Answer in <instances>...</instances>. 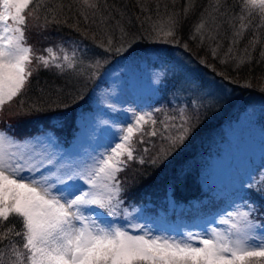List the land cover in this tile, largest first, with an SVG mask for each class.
Segmentation results:
<instances>
[{
    "label": "trees",
    "instance_id": "16d2710c",
    "mask_svg": "<svg viewBox=\"0 0 264 264\" xmlns=\"http://www.w3.org/2000/svg\"><path fill=\"white\" fill-rule=\"evenodd\" d=\"M29 3L30 8L25 9L29 19L25 46L60 62L67 56L77 67L65 74L41 68L29 78L22 95L11 102L5 100L0 106V129L10 127L11 132L5 133L14 138L35 137L51 130L61 142L68 144L78 129L79 115L92 108L93 92L103 82L105 72L117 63L150 53L170 62L175 60L173 52L187 54L197 67L237 90L264 95V57L261 56L264 14L258 7L246 6L242 0H89L88 4L84 0H38L34 10H31L33 0ZM92 3H99L101 9L93 13ZM221 5L224 10L219 12ZM53 18L56 22H52ZM248 23L252 24L251 31H243L241 25ZM10 24L13 25L11 21ZM168 31L174 32L175 40L164 35ZM109 40L114 48L105 52ZM129 43L127 54L115 51L127 48ZM47 48L53 49L50 55L44 51ZM96 60L100 65L89 68ZM201 60L206 63H200ZM163 94L166 98L149 111L147 123L139 124L140 130L133 133L131 142L137 156L145 148L155 156L167 147L164 135L178 134L179 108L187 107L186 97L170 99V88H165ZM202 103L199 119L193 117L196 130L174 157L159 168L130 162L119 174L127 187L125 203L149 212L166 211L168 184L183 169L187 175L181 183L173 185V199L186 207L185 214L210 208V201L203 202L210 192L202 188V160L222 133L229 106L221 100L216 102V107L208 101L206 104V99ZM56 116L63 121L62 126L54 127ZM152 120L157 123L153 124ZM165 126L167 132L163 131ZM152 131L162 135L151 136ZM159 204L164 207L156 206ZM0 264H11V260L5 257ZM259 264H264V259Z\"/></svg>",
    "mask_w": 264,
    "mask_h": 264
},
{
    "label": "snow or ice",
    "instance_id": "6c2138e0",
    "mask_svg": "<svg viewBox=\"0 0 264 264\" xmlns=\"http://www.w3.org/2000/svg\"><path fill=\"white\" fill-rule=\"evenodd\" d=\"M242 2L252 8L258 7L264 14V0ZM37 3L38 0H33L31 10ZM84 3L88 4L89 0ZM90 7L93 13L101 9L99 3H92ZM29 8V0H0V24L3 25L0 33V106L5 104V97L11 102L22 95L29 78L39 69L65 74L68 70L74 72L77 67L67 56L60 62L55 57L36 54L31 46H25L29 24L25 9ZM223 10L221 5L218 11ZM8 21L16 27L10 28ZM52 22H56L55 18ZM47 24L45 17L44 26ZM241 28L250 32L252 24H243ZM9 32L12 34L5 35ZM164 35L175 40L173 31ZM113 48L111 40L104 46L105 52H111ZM130 48L129 43L127 48H116L115 51L127 54ZM44 51L50 55L53 49ZM261 56L264 57V51ZM200 63L206 62L201 60ZM99 65L100 61L96 60L89 68ZM168 73L174 81V95L187 94V107L179 108L178 134L164 135L163 142L167 147L155 156H151L147 148L137 156L131 142L133 128L129 127L123 143L112 148L110 155H100L96 162L98 171L65 165L57 155L60 144L54 132H44L40 139L25 138L40 146L35 154L7 162L0 158V261L9 257L11 264H259L264 259V164L241 184L242 210L228 213L229 218L239 216L240 224H234L235 231L226 237L217 236L207 228L175 237L154 234L140 224L116 226L114 220L127 191L119 174L130 166V162L141 166L149 164L153 168L163 166L196 130L193 117L199 119L200 109L204 107L202 101L218 88L221 95H228L214 79L205 82L194 78L187 63L179 58L162 74L167 76ZM54 121V127L63 124L58 116ZM140 121L147 123L145 115L138 117L137 123ZM152 123L157 122L152 120ZM163 131H168L167 126ZM5 132H11V128L0 129V136ZM158 134L162 135L156 131L150 133L151 136ZM44 144L48 147H43ZM99 174L108 181L106 203L92 197L81 184L83 181L87 186L95 187L94 178ZM186 175L180 169L168 184V203L173 208L176 206L171 195L173 185L181 183ZM105 213L107 217L102 219Z\"/></svg>",
    "mask_w": 264,
    "mask_h": 264
},
{
    "label": "rangeland",
    "instance_id": "374dc122",
    "mask_svg": "<svg viewBox=\"0 0 264 264\" xmlns=\"http://www.w3.org/2000/svg\"><path fill=\"white\" fill-rule=\"evenodd\" d=\"M8 24L10 28L16 27L15 24L11 26L10 21ZM2 29L3 25L0 24V33ZM186 55L173 52L175 60L179 58L187 63L194 78L205 82L214 79L228 93L223 96L218 88L212 96L206 98V104L208 101L216 107V102L221 100L229 106L225 112L229 116L222 133L211 152L202 160V188L210 192L203 198V202L210 201L211 206L206 210L185 214L186 207L183 204L176 203L173 208L168 200L166 211L150 212L141 206L124 202L114 222L116 226L140 224L154 234L175 237L205 228L217 236L226 237L235 231L234 224H240L239 216L229 218L228 213L242 210L239 200L241 184L264 164V95L247 89L237 90L197 67ZM172 63L165 57L150 53L110 67L105 72L103 82L93 92L92 108L79 115L78 129L70 142L64 145L59 141L60 147L56 151L63 163L79 166L81 170L98 171L96 162L100 155H110L112 148L123 143L127 128L132 127L133 133L140 130L139 124L143 126L144 121L137 123L138 117L145 115L146 120L151 103L161 100L165 88H170V99L177 96L185 98L187 94L174 95L171 74H162ZM42 135L33 138L40 139ZM39 147L33 144L32 139H17L6 133L0 136V158L6 162L21 159L29 153L35 154ZM43 147L47 148L48 145L44 144ZM94 179L95 187H89L83 181L81 184L84 190L92 193V197L106 203L108 181L103 174ZM156 206L164 207L162 204ZM93 211H96L95 206ZM106 217L107 213L102 219Z\"/></svg>",
    "mask_w": 264,
    "mask_h": 264
}]
</instances>
